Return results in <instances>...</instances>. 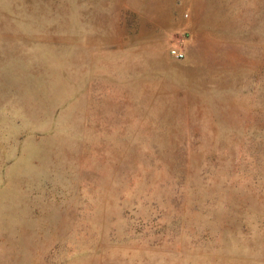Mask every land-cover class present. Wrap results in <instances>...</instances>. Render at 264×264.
I'll list each match as a JSON object with an SVG mask.
<instances>
[{
    "label": "rangeland",
    "instance_id": "rangeland-1",
    "mask_svg": "<svg viewBox=\"0 0 264 264\" xmlns=\"http://www.w3.org/2000/svg\"><path fill=\"white\" fill-rule=\"evenodd\" d=\"M0 264H264V0H0Z\"/></svg>",
    "mask_w": 264,
    "mask_h": 264
},
{
    "label": "built area",
    "instance_id": "built-area-1",
    "mask_svg": "<svg viewBox=\"0 0 264 264\" xmlns=\"http://www.w3.org/2000/svg\"><path fill=\"white\" fill-rule=\"evenodd\" d=\"M171 54H172L174 57H177V58L182 57V53H181V52H178L177 50H172Z\"/></svg>",
    "mask_w": 264,
    "mask_h": 264
}]
</instances>
